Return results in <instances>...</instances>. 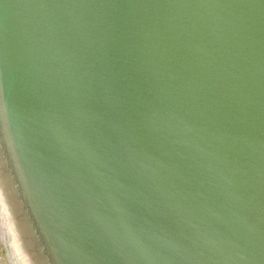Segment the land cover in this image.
<instances>
[{
	"label": "water",
	"instance_id": "1",
	"mask_svg": "<svg viewBox=\"0 0 264 264\" xmlns=\"http://www.w3.org/2000/svg\"><path fill=\"white\" fill-rule=\"evenodd\" d=\"M0 264H264V0H0Z\"/></svg>",
	"mask_w": 264,
	"mask_h": 264
}]
</instances>
